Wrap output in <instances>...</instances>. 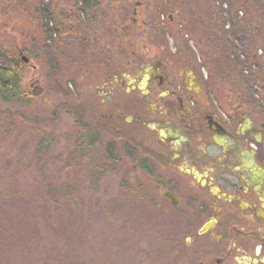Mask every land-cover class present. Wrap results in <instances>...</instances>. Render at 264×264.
Wrapping results in <instances>:
<instances>
[{"label":"rangeland","instance_id":"obj_1","mask_svg":"<svg viewBox=\"0 0 264 264\" xmlns=\"http://www.w3.org/2000/svg\"><path fill=\"white\" fill-rule=\"evenodd\" d=\"M25 1L26 5L19 8V0H0V51L18 53L21 50L24 56L31 57L27 53V49H31L28 42L34 36L39 41L38 55L29 59L23 79L24 88L36 96L34 107L22 111L23 116L16 114L12 121L0 118V264H182L167 250L165 241H184L183 230L175 220L173 225L169 213L157 211L158 208L140 200L131 189L128 180L133 179L138 186L140 177L131 172L133 162L123 154L126 149L120 147L121 141L114 143L112 137L94 135L90 126L80 127L82 121L89 119H77L79 116L70 108L59 122L51 123L53 111L45 107L44 91H40L55 81L67 97L78 87L89 91L93 84L100 82L92 79L97 68L103 65L105 54L113 55L116 61L119 57L125 59L122 51L138 52L143 44L151 49L152 42L146 39L136 42L137 35L143 33L135 34L137 32L129 28L131 20L140 24L143 21L141 11L136 16L130 15L136 1H102L99 10L105 15L100 23L79 26L76 33V37L87 35L90 40L82 45L77 42L73 47L74 36L70 38L60 30L66 32L76 22L64 17L65 23L57 20L54 28L47 27V11L57 15L59 10L72 7L77 0ZM171 1L175 4L167 6L157 0L144 3L145 18L160 23L157 28L165 33L167 48L172 50L186 43L200 75L204 78L210 75L214 86L209 90L227 105L247 104L249 98L263 100L264 91L253 81L252 71L256 69L248 67L241 53V43L234 37V53L240 56L236 66L240 78H216L220 73L216 68L217 74L212 70L214 65L210 62L216 55L225 54L226 37L231 35H224L221 29L224 33L230 31L227 27L232 22V11L237 10L238 35L248 44L247 40L256 31L254 21L249 19L254 16L252 12L249 15L248 10L253 11L263 0L210 1L212 18H220L219 22L225 26L216 33L219 39L210 41L203 36V50L210 48L216 52L211 51L213 58L205 55L209 63H203L193 36H186L179 43L174 38L184 27L186 32L196 30L191 26L188 13L182 12V6L174 7L196 0ZM40 9L46 10L43 15ZM168 17L172 21L165 27ZM244 18L245 24H241ZM110 23L115 24V28ZM117 25L128 28L126 40L118 37ZM153 29L143 32L154 34ZM108 32L111 36L106 37ZM217 64L220 70L222 65ZM35 73L39 79L36 86ZM235 258L233 264H248L241 256Z\"/></svg>","mask_w":264,"mask_h":264},{"label":"flooded vegetation","instance_id":"obj_2","mask_svg":"<svg viewBox=\"0 0 264 264\" xmlns=\"http://www.w3.org/2000/svg\"><path fill=\"white\" fill-rule=\"evenodd\" d=\"M76 2L79 9L81 0ZM168 21L165 27L170 17ZM136 26L139 22L131 20L129 28ZM117 28L118 37L126 40L128 28ZM164 36L137 35L136 42L146 39L151 49L143 44L141 51H122L126 60L113 61V55L105 54L92 79L100 82L89 91L78 87L67 97L57 81L43 86L45 107L54 114L51 123L59 122L70 108L77 119H89L80 127L90 126L94 135L121 141L123 154L133 162L131 172L140 177L138 186L128 180L131 189L157 211L169 213L173 225L175 220L183 230L184 241H165L182 264H233L235 256L263 264L264 98L227 105L207 88V77L200 75L191 55L182 56L176 46L167 48ZM38 43L34 37L29 40L31 57L21 50L14 52L17 57L5 51L20 62L21 74L14 72L13 77L22 96L0 97L4 121L34 107L36 96L24 88L23 79L29 59L38 55ZM4 60V69L13 72ZM38 82L35 73V86ZM260 89L264 91V83Z\"/></svg>","mask_w":264,"mask_h":264},{"label":"trees","instance_id":"obj_3","mask_svg":"<svg viewBox=\"0 0 264 264\" xmlns=\"http://www.w3.org/2000/svg\"><path fill=\"white\" fill-rule=\"evenodd\" d=\"M102 1L104 0H81V6L78 9L77 6V2H75V4L72 7H68V8H64L60 11L59 16L57 17L56 14H54L53 11H47L49 12V22L50 21H57L58 19H65L71 17L72 19L75 18L76 19V23L73 24V26H70L69 29H67L66 32L63 31V29H61L60 31L65 34V35H69L70 38H73V46H76V43L79 42L80 45H82L83 42L90 40V38L87 39V35H84L82 37H76V33L79 32V26H83L84 24L87 26H93V25H98L100 23V21L102 20V18L105 15V12L102 10H99V7L102 4ZM132 1H136L134 2V8L132 7L131 11H135V12H140L141 13V17H143V21H141L142 23H139V27L136 26V28H132L135 29V31L138 33H143V31H149L151 29H153L154 34H148V35H155V34H162L161 30H159L157 28V24L155 23V21H150L147 20L145 18L146 16V8H144V3L145 1L147 3H149L150 1L153 2V0H132ZM159 1H163V4H166L167 6L171 5V4H175L173 3L171 0H157V2ZM212 0H209V2ZM203 2L202 0H196V2L192 3L190 2H186L185 4H181V5H177L176 9H178L180 6H182L183 10L182 12L188 13V18L191 22V26L194 27L196 30L193 31L192 33L191 31L186 32V27H184L183 31H178V34H175V41L176 43L181 42L182 38H184L185 36L191 37L193 36V38L197 39V43H195L198 48H199V55H201L202 59H203V63H205V61H207L205 55L210 56L211 58H213L214 56L212 55V52H214V54H216L215 50L213 49H208V51H204L203 50V45L202 42H205V38L203 36L208 37V39L210 41H214L213 39L218 38L217 34L219 32V30L223 27L224 28V23L223 22H219L220 18H216L215 20L212 18L213 13L211 12V10H213V3L212 2ZM13 3H10V5ZM14 5V4H13ZM17 7H24V0H19L18 6ZM218 8V7H217ZM37 10V9H35ZM46 11V10H45ZM44 9H40V13L41 15L44 14ZM237 12V10H235ZM232 11V22L231 25L227 28H229V32H223V29H221L222 33L225 35L230 34L231 37H226V44L227 46L225 47V54H223L222 56H217L215 57V59H210V62L214 65V68L212 69L216 74L217 72L215 71V68L219 71L220 75L217 74L216 78L219 79H234L237 80L240 78V75L238 74L239 71L236 68L237 63H240L239 61V55L238 57L235 55L234 53V49H235V43H233V38L234 40H237L241 43V53L244 55L245 60L247 61V65L248 67L252 66L253 64L256 67L254 72L253 77L255 78V80H253L254 82L259 83L260 85L262 83H264V0L262 2V5H258L256 9H254L253 11L248 10L249 15L252 12L253 16H254V20L252 18H249L250 20L254 21L255 23V36L252 35L247 41L248 44L245 45L244 41H243V37L239 36V31L237 32V23L235 21L236 16V12ZM247 9H244V12L246 13ZM243 12V14L245 15L246 18V14ZM73 13V14H71ZM257 13H259V15H257ZM130 15H132V13H130ZM236 16V17H235ZM57 17V19H56ZM65 17V18H64ZM257 17V18H255ZM242 21L241 24H245V19ZM83 20V21H82ZM168 19H167V23H168ZM47 23V24H48ZM63 23H65L63 21ZM112 23V22H111ZM109 24L112 28H115V24ZM54 25V24H53ZM118 27V25H117ZM226 28V27H225ZM165 29V28H164ZM118 30V29H117ZM115 32V31H113ZM89 31H88V35H89ZM85 34V32H84ZM147 34V33H146ZM72 36V37H71ZM111 36V33L108 32V34L106 35V37ZM179 36H183V37H179ZM201 36V39H200ZM37 39V37H34ZM192 38V37H191ZM219 39V38H218ZM183 46L181 47L180 45L177 46L179 52L182 53V56H187L189 49H187L188 47H186V43H181ZM205 45V44H204ZM67 48V46H66ZM82 48V47H81ZM261 51V55H257V52ZM192 52V51H191ZM211 52V53H210ZM50 54V52H49ZM58 56H61L60 53H58ZM193 56V55H192ZM234 56V57H233ZM194 57V56H193ZM195 58V57H194ZM8 60V64L12 65L9 66L10 69L13 70V72L8 71L7 69H4L7 65V63L5 62V60ZM196 59V58H195ZM209 63V61H207ZM217 62L222 65V67H220V70L218 69L219 65L217 64ZM223 68V72L222 71ZM14 72L16 73L17 76H19L21 74V70H20V62L18 60H16L12 55H10L9 53L6 52H0V97L1 98H11L12 96H14L15 98H18L19 96H22V92H20V85L16 84V80L13 77ZM228 74H230V76H228ZM203 77V76H202ZM15 82H14V80ZM207 84V88H209L210 86L213 87L214 85L211 83V78L209 75V78L207 77V81L205 82ZM41 143L44 144V142L42 141Z\"/></svg>","mask_w":264,"mask_h":264},{"label":"water","instance_id":"obj_4","mask_svg":"<svg viewBox=\"0 0 264 264\" xmlns=\"http://www.w3.org/2000/svg\"><path fill=\"white\" fill-rule=\"evenodd\" d=\"M204 231H205V230H204V229H202V230H201V233H202V232H204Z\"/></svg>","mask_w":264,"mask_h":264}]
</instances>
